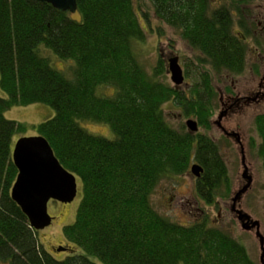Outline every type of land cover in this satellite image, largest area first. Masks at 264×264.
<instances>
[{"label": "trees", "instance_id": "trees-1", "mask_svg": "<svg viewBox=\"0 0 264 264\" xmlns=\"http://www.w3.org/2000/svg\"><path fill=\"white\" fill-rule=\"evenodd\" d=\"M161 21L210 52L211 17L182 0H148ZM203 8V7H202ZM189 15L190 22L186 26ZM78 18L38 0H0V261L2 264H254L245 248L206 219L183 225L160 215L150 194L163 177L186 173L192 161L203 172L196 191L207 203L230 192L217 145L206 133L170 125L162 106L172 102L181 116L208 128L213 88L198 77L187 93L157 80L133 50L145 39L133 0H77ZM186 26V28H185ZM189 32H188V31ZM193 34V36H192ZM43 45L60 59L75 62L72 79L42 56ZM208 47V48H206ZM235 66L242 63L234 60ZM65 73V72H64ZM114 87L112 96L96 94ZM101 89V88H100ZM44 103L55 114L36 125L60 164L81 185L75 220L63 229L82 252L57 259L47 252L26 215L11 199L17 169L12 138L27 124L4 117L12 106ZM80 120L105 123L113 139L94 135ZM261 136L258 155L264 171V116L255 121Z\"/></svg>", "mask_w": 264, "mask_h": 264}, {"label": "rangeland", "instance_id": "rangeland-1", "mask_svg": "<svg viewBox=\"0 0 264 264\" xmlns=\"http://www.w3.org/2000/svg\"><path fill=\"white\" fill-rule=\"evenodd\" d=\"M231 2V1H230ZM135 10L137 12L140 24L145 31V39L142 42H136L133 45V50L138 61L145 68L150 75L157 63V58L161 55L163 59V73L159 74L156 79L173 86L168 72L167 57L172 52L176 55L181 53L177 31H171L161 20L155 18L154 9L148 0H133ZM257 3V4H256ZM254 6L264 7V0H256L253 2ZM73 18H78V13L74 12ZM174 44V48L169 47ZM174 50V51H173ZM39 53L46 57L50 64L57 70L61 71L63 75L72 79V70L75 62L71 59H60L51 50L45 48L43 45L38 47ZM168 54V56H167ZM206 69V66H205ZM65 72V73H64ZM200 78V77H199ZM199 79L186 78L185 83L190 84ZM183 83L179 89L185 87ZM101 88V89H100ZM115 92V88L109 86H98L96 94L106 95ZM106 93V94H102ZM0 96L6 97L5 93L0 89ZM163 113L168 123L174 127H179L184 124L187 119H195L192 116H181L182 109L172 102H166L162 106ZM219 109L212 110L210 116V125L206 129L198 126L196 132L206 133L217 145L218 153L225 163L227 175L230 180V192L223 196H215L214 202L207 203L203 200L196 191V177L189 170L180 175H170L163 177L154 187L150 194V203L152 207L162 216L183 225H190L193 222L206 219L211 226L219 227L228 232L236 241H238L246 250L247 256L254 264H260L262 250L259 248L258 239L255 236L254 230L247 231V228L242 226L239 222L237 213L230 210L231 198L233 195L247 184L246 178L243 176L244 172L240 164L239 148L236 143L227 139L221 131L217 128L214 121L217 119ZM241 113L229 114L227 120H224L226 128L233 127V120L240 118L242 122V132L247 140H251L252 150L249 160L251 161L250 175L253 177L252 185L249 190L243 195L241 200V212L251 216L252 219H257L260 222V231L264 235V171L262 168V161L258 154V147L261 142V136L254 130L252 124V111L244 109ZM55 110L50 105L44 103H33L29 105L12 106L4 111V117L10 120H16L27 124V128L20 133H16L12 138V147L15 141L22 136H34L36 130L31 125H36L48 118L54 116ZM232 123L229 122V119ZM196 120V119H195ZM88 132L103 136L108 139L115 137L114 132L109 125L105 123H98L88 120L78 121ZM198 125V124H197ZM191 132V131H190ZM195 133V132H192ZM256 147H254V145ZM247 162L248 157L246 158ZM196 163L191 162L190 166ZM243 193V192H242ZM81 198V185L77 181V193L75 198L70 203H62L55 200H49L47 203V210L51 217H53L50 225L43 229L36 231V236L43 248L57 259L75 252L83 251L69 239H66L64 234V227L75 220L76 210ZM59 247H64L66 250L57 251ZM98 264H102L97 258L88 256ZM0 264L1 261H0ZM262 264V262H261Z\"/></svg>", "mask_w": 264, "mask_h": 264}, {"label": "flooded vegetation", "instance_id": "flooded-vegetation-1", "mask_svg": "<svg viewBox=\"0 0 264 264\" xmlns=\"http://www.w3.org/2000/svg\"><path fill=\"white\" fill-rule=\"evenodd\" d=\"M182 1L187 2L188 7L193 6L197 11L203 10L200 12L201 16L205 14L207 17H211L214 31L213 43H211L209 52L203 47L200 48L194 39L189 40V37H186L193 33L192 31L187 30L189 33L185 31V37L178 33L181 53L176 55L172 52L169 56L167 54V63L170 57H178L184 81L186 78L202 76L211 79L214 91L212 107L213 110L219 109L214 123L227 139L233 140L238 146L240 164L243 172L248 176V178L245 177L246 180H249L248 187L238 195L235 203L232 199L236 193L231 198L230 210L235 213L236 210H241L238 208L241 207L242 197L252 185L253 177L250 175L251 161L249 158L253 150L252 144H250L251 140H247L242 132V122H240L242 117L236 118L233 123L228 118L229 122L233 124L230 129L224 126V120H227L229 114L241 113L240 111L248 109L252 111L251 120L254 130H256V119L264 116V7L258 6L261 4L254 6L253 2L256 0ZM183 12L185 14L186 11L183 10ZM154 15L160 20L155 12ZM185 19H188L187 26L191 18L185 14ZM162 22L171 31H176L172 24ZM169 47L174 48V44H170ZM234 60L242 64L239 67L235 66ZM191 84L189 82L184 84L185 87L182 89L184 93H187ZM255 145L254 147H256ZM257 156L259 155L257 154ZM247 157L250 162L246 161ZM248 216V222L243 226L247 228V231L254 230L260 248V239L256 234L258 229L263 238L264 247V235L260 231L259 220L257 225H253L252 222L257 219ZM245 220L246 218H243L238 221L243 224ZM259 261L260 264L261 262L264 264V258L262 261L259 257Z\"/></svg>", "mask_w": 264, "mask_h": 264}, {"label": "water", "instance_id": "water-1", "mask_svg": "<svg viewBox=\"0 0 264 264\" xmlns=\"http://www.w3.org/2000/svg\"><path fill=\"white\" fill-rule=\"evenodd\" d=\"M38 1L47 2L62 12L74 13L77 8V0ZM168 71L175 87L183 84L184 77L177 56L168 59ZM185 124L191 132L198 130L195 119H187ZM11 158L17 169L16 178L10 190L11 199L26 215L32 229L35 231L43 229L50 225L53 219L47 210L48 201L52 199L62 203L72 202L77 193L76 177L60 164L48 141L41 135L19 137L14 143ZM190 172L198 178L203 168L198 163H193L190 166ZM243 176L248 178L245 172ZM248 185L249 180L242 189L236 192L232 199L234 203ZM236 213L239 219L246 218L242 224L245 226L249 219L248 214L240 210H236ZM252 224L257 225L258 222L253 221ZM256 234L260 239L263 261V238L258 229ZM60 250H66V248L59 247L57 251Z\"/></svg>", "mask_w": 264, "mask_h": 264}]
</instances>
